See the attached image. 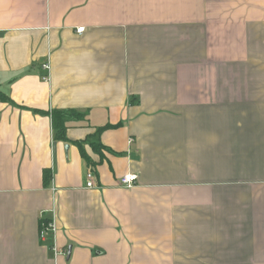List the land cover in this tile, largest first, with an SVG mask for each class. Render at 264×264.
I'll return each mask as SVG.
<instances>
[{
	"label": "crops",
	"instance_id": "crops-1",
	"mask_svg": "<svg viewBox=\"0 0 264 264\" xmlns=\"http://www.w3.org/2000/svg\"><path fill=\"white\" fill-rule=\"evenodd\" d=\"M0 264H264V0H0Z\"/></svg>",
	"mask_w": 264,
	"mask_h": 264
},
{
	"label": "built area",
	"instance_id": "built-area-1",
	"mask_svg": "<svg viewBox=\"0 0 264 264\" xmlns=\"http://www.w3.org/2000/svg\"><path fill=\"white\" fill-rule=\"evenodd\" d=\"M84 31H85L84 27L77 29V33H79V34H82ZM43 69L50 71L51 68H50L49 63H45L43 65ZM48 79H49V74L46 75L44 80L46 81ZM130 142H132V141H130ZM136 181H137L136 175L126 174L119 180V185H121L122 188L132 189L136 186L135 185ZM85 186L87 189H94L97 187L95 184V174L93 172L87 173ZM57 233H58L57 232V223H56L55 219L50 218V220H43V222L41 224V228H40L41 241L46 242L47 240L52 239V243H51L50 247L52 248L54 255L55 256L66 255L67 251H63L62 249H60L56 245L55 239H56Z\"/></svg>",
	"mask_w": 264,
	"mask_h": 264
},
{
	"label": "trees",
	"instance_id": "trees-1",
	"mask_svg": "<svg viewBox=\"0 0 264 264\" xmlns=\"http://www.w3.org/2000/svg\"><path fill=\"white\" fill-rule=\"evenodd\" d=\"M51 118H52V124L55 131V140L56 141H67L66 132L68 130V123L71 121L73 117H76L78 115V112L74 111H67V112H60V111H52L50 112ZM82 150V144H79ZM83 156H85L84 151L82 150ZM86 159H88L85 156ZM43 180L44 184L47 186L49 185V182L52 179V172L51 170H44L43 171Z\"/></svg>",
	"mask_w": 264,
	"mask_h": 264
}]
</instances>
